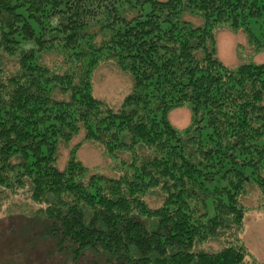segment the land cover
<instances>
[{
	"label": "trees",
	"instance_id": "obj_1",
	"mask_svg": "<svg viewBox=\"0 0 264 264\" xmlns=\"http://www.w3.org/2000/svg\"><path fill=\"white\" fill-rule=\"evenodd\" d=\"M263 15L264 0H0V202L27 192L38 207L24 244L51 241L50 264H254L240 199L251 184L264 196V63L225 66L215 30L246 31L259 53ZM107 62L134 81L117 109L93 94ZM183 107L180 130L169 116ZM84 143L121 157L120 175L81 163Z\"/></svg>",
	"mask_w": 264,
	"mask_h": 264
},
{
	"label": "rangeland",
	"instance_id": "obj_2",
	"mask_svg": "<svg viewBox=\"0 0 264 264\" xmlns=\"http://www.w3.org/2000/svg\"><path fill=\"white\" fill-rule=\"evenodd\" d=\"M147 10L148 7L145 8V11ZM183 19L187 22H192L195 26H201L203 23L200 18L190 16L189 14H185ZM251 25L250 28L256 34H259L260 27L264 25V15L260 21L254 22ZM215 32L217 43L216 55L225 66L236 68L244 63H264V50L259 53L254 50V47L248 42L246 31L239 30V32L234 33L227 27H218ZM41 62H44L50 68L56 66L55 68L59 72H62L61 57L56 53L44 54ZM4 68L9 74L18 69V66L13 60H6ZM93 83V94L113 109L119 108L125 97L134 88V81L131 75L118 70L113 62L103 63L95 70ZM169 119L173 126L183 130L190 124V110L187 107L173 110L170 113ZM83 136L84 132L75 137L70 147L80 143ZM70 147L64 144L58 146V168L64 169L66 166L65 164L70 155ZM123 157L127 158V156ZM78 159L93 172L106 175L110 178H117L120 175L121 171L116 166L122 158L109 157L104 152L103 147L95 143L82 144L78 151ZM247 191L248 193L240 199V202L248 211L245 214V227L239 238H241L251 253L252 257L249 260L254 264H264V209L261 208L264 205V196L257 186L253 184L247 187ZM148 203L151 207L158 206L161 204V199L153 194L152 197L148 198ZM30 208L34 210L38 209L37 206H34L29 201L27 192H20L14 198L5 199L3 202H0V264H50L45 255L51 248V241L39 238L30 246V244L25 245L24 239L19 237L21 235L19 222L30 214ZM16 227H19V229ZM223 247L224 243L222 241L215 240L208 244L200 245L196 249L212 252L220 251ZM23 254H26V256Z\"/></svg>",
	"mask_w": 264,
	"mask_h": 264
}]
</instances>
